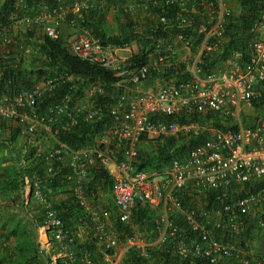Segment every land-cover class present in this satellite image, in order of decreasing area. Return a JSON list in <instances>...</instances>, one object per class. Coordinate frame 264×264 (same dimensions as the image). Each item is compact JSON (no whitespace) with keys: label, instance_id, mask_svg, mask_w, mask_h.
<instances>
[{"label":"built area","instance_id":"obj_1","mask_svg":"<svg viewBox=\"0 0 264 264\" xmlns=\"http://www.w3.org/2000/svg\"><path fill=\"white\" fill-rule=\"evenodd\" d=\"M110 0H14L11 12L12 27L41 26L44 33L57 39L62 35L63 23L73 27L77 19L89 11H102ZM113 7L124 13H133L137 8L152 12L155 7L178 6L179 13L173 23L181 28L196 26V32L204 38L200 56L189 57L185 68L175 57L176 39L192 49L193 41L183 33L168 35L166 41L155 39L157 68L167 77L171 74L185 78L177 83H167L160 90H148L128 94L135 85L150 77L151 62L141 67H132L129 57L117 53V48L105 45L88 29H77L75 36L67 38L64 46L73 56L93 64H100L113 71L120 80L113 87L112 103L106 105L111 124L97 145L76 149L58 136L61 132L75 131L83 123L102 119L104 112L98 104L99 95L105 94L101 83L90 84L84 98L75 97L76 87L52 102L40 114L41 104L55 98L58 88L71 80L66 72L55 74L31 89L13 96L0 98V115L13 120L22 135H34L45 130L54 139V145L44 147L43 140L36 141L40 153H46L50 164L44 171L53 175L52 162H66L70 168L65 178L73 183L71 190L84 215H77L74 224H67L55 201L44 189V178L34 171L24 176V203L32 200L44 214V224L37 229L41 248L50 253L48 264H96L89 248L78 249L79 228L89 226L97 244L104 248L102 264H124L115 256L119 239L110 227L111 211L97 207L85 193L86 181L95 166L107 170L113 179L112 196L118 219L129 224L137 204L150 205L163 210L157 226L158 238L153 246L166 245L171 238H178L176 252L190 260L202 259L205 264H264V256L256 260L247 254H236L230 241L246 224L252 208L264 203V187L255 188L233 202H224L210 209L184 208L180 193L193 184L203 190L224 191L232 185L256 184L264 179V112L254 125L245 122L241 128H228L211 135L192 146L184 158H176L163 172L136 169L134 164L141 138L172 136L197 126L189 116L218 114L231 117L246 104L260 100L263 92L257 84H264V5L260 19L254 24V38L245 56L235 52L225 70L203 72L200 64L207 52L216 51L226 32L231 15L224 0H113ZM154 14V13H153ZM155 15L157 22L167 28V15ZM199 15L212 17L203 20ZM6 30V29H5ZM0 32V41L11 44L14 35ZM150 38L154 39L153 36ZM214 38L213 41H210ZM130 44L125 45L128 48ZM24 53L31 47L21 46ZM151 55L149 57L151 58ZM186 61V60H185ZM184 73L187 74L184 76ZM188 122L182 124L180 119ZM22 164H25L22 162ZM175 212L183 217L175 222ZM87 219V220H86ZM183 225L197 233L198 239L181 232ZM264 229V219L259 220ZM219 234L231 236L224 240ZM47 238V239H46ZM128 247H137L148 259V264H161L151 258L147 246L137 242V236L127 239ZM127 247V248H128Z\"/></svg>","mask_w":264,"mask_h":264},{"label":"trees","instance_id":"obj_2","mask_svg":"<svg viewBox=\"0 0 264 264\" xmlns=\"http://www.w3.org/2000/svg\"><path fill=\"white\" fill-rule=\"evenodd\" d=\"M241 7V12L233 15L228 19L226 32L221 40L218 50L207 52L203 57V63L200 66L203 72H211L218 62L229 61L235 52H240L245 56L250 50V43L254 38L252 28L256 21L260 19L264 0H237ZM236 2V3H237ZM14 0H3L0 2V32L5 29L6 33L16 35L15 30H7L11 25V12L13 11ZM237 5V4H236ZM152 12L155 15L163 13L167 15L170 23L167 28L161 23L156 26L147 27L144 33L139 35L133 23L128 22L124 25L122 31L113 33L107 28L106 12L89 11L87 14L79 17L77 20V29H88L94 36L98 37L105 45L113 44L124 47L127 44L137 42L143 47L151 46L153 49L158 41H166L168 35H177L180 32L193 41L194 46L199 45L203 36L196 32V26L192 28H181L173 23L178 15V6L172 7H155ZM19 32L15 42H12L9 48L14 47L16 50L8 52V57H0V98L3 96H13L20 91L33 88L43 80L52 77L55 74L66 72L72 76L71 80H66L56 91L55 98L47 100L41 104L39 113L42 114L52 102L59 101V98L70 92V86L76 87L75 97L84 98L86 90L90 84L101 83L105 86V94L99 95L98 104L102 106L104 115L102 119L85 124L75 131L61 132L58 134L61 140L67 142L76 149L86 148L97 145L99 136H102L111 124L106 105L113 102L114 85L120 78L111 70L100 64H93L71 55L65 48L64 43L67 38L63 34L53 39L47 36L41 26H27ZM151 36L154 39L150 38ZM21 39V40H20ZM24 40L27 43H22ZM211 38L210 41H213ZM28 45L31 47V58L23 56V52L17 51L20 46ZM147 52L140 49L133 53L129 61L132 67H141L150 63L152 50ZM23 50V48H22ZM19 56H16L17 54ZM15 54V55H14ZM156 70L150 69V76L156 75ZM183 75V74H182ZM181 74L180 78H174L172 83H177L185 78ZM187 74L184 73V76ZM171 83V82H169ZM264 95V94H263ZM254 101L255 105H264V97ZM181 123L188 122L184 118L180 119ZM193 133L180 132L172 136H161L149 138L147 135L141 138L138 153L135 158L136 169L147 171H158L163 173L176 158L186 157L189 149L202 142L207 137L202 136L195 140ZM98 137V138H97ZM53 137L43 129H40L34 135H22L19 126L10 119L0 115V264H48L50 262V253L41 248L38 241L37 229L44 224V214L37 203L30 201L24 203V176L37 171L45 181L44 189L51 195V192L60 194L63 190L69 193H63L62 196L68 195L63 200L55 201V207L67 224H74V218L77 215L86 217L83 208L77 203L73 195V183L65 178L70 168L66 162H52L54 166L53 175L48 176L44 171L45 167L50 164L46 159V153H40L36 147V141L49 140ZM54 140V139H53ZM24 162L25 164H22ZM113 179L107 170L94 167L89 178L86 181L85 193L92 202L97 200L99 193L104 189L112 187ZM234 185L227 190L219 191L214 189L203 190L191 184L180 193L184 208L210 209L224 202H233L237 198L246 195L247 192L255 188L264 187V180L256 184L247 183L241 186ZM192 193V194H191ZM198 200L203 201L202 207L198 206ZM111 211V221L114 222L118 235L115 234L119 242H125L127 239L135 236L136 225L145 221H152L154 225V236L152 240L158 238L157 226L161 222L162 214H156V210L150 205L137 204L132 222L125 224L121 222L115 213V205H109L106 208ZM258 219H264V203L259 207ZM157 215V216H156ZM172 219L176 222H182L183 217L175 212ZM156 219V220H155ZM87 220V219H86ZM133 223V224H132ZM134 225V230L131 228ZM91 230V227L89 226ZM181 232L189 235L193 239H198V235L192 232L191 228L183 225ZM93 236V237H92ZM91 242L87 245L78 243V249L89 248L94 252L98 247L94 234L91 235ZM224 240H232L231 236L219 234ZM178 238H171L166 245L153 246L148 245L147 250L154 260L161 264H205L202 259L183 258L176 252V242ZM103 247V246H102ZM100 248L102 256L104 248ZM102 256L94 258L96 264H102ZM94 257V256H93ZM261 258V257H260ZM124 264H148L140 249L137 247H128L123 257ZM230 264H238L236 259H232Z\"/></svg>","mask_w":264,"mask_h":264},{"label":"crops","instance_id":"obj_3","mask_svg":"<svg viewBox=\"0 0 264 264\" xmlns=\"http://www.w3.org/2000/svg\"><path fill=\"white\" fill-rule=\"evenodd\" d=\"M1 1H3V0H0V2ZM220 1L221 0H219V2ZM224 1L227 3L229 1V3H228L229 8L228 9L232 15L234 13L238 14L241 12L240 11L241 7L238 5L237 0H235V4H234V2H232L233 0H224ZM137 11H140V9L137 8L134 12L138 13ZM110 12L106 15L107 28L109 30L114 29V31H115V29H117V28L111 26L112 25L111 18L116 19V17L118 16V13L112 14ZM122 13H124V12H122ZM132 16L134 18L137 17V15H135V14H133ZM133 17H131V19H129V22L133 23L135 28H136L137 22H136V20L132 19ZM129 18H130V16H129ZM199 18H201L203 20H211V21L213 19L212 17H208L207 15L206 16L199 15ZM227 22H229V21H227ZM125 24L126 23H124V25ZM124 25H123V27H124ZM123 27H122V29H123ZM76 31H77V28H75V27H73V26H71L65 22L63 23L62 34L65 38H70V37L75 36ZM116 32H118V31H116ZM170 37L172 38L173 35ZM135 43H136V46H140V47L144 48L139 43H137V42H135ZM130 44H132V43H130ZM111 45L113 47L117 48V51L121 50L122 53L129 50V48H127V47H125V49H122L123 47L115 46L113 44H111ZM8 46H10V44H7V43H4L3 41H0V57H8L7 56L8 52H12L13 50H16V48H14V47L9 48ZM203 48H204L203 42H200L199 45L193 46L192 49H187L183 45L182 48H180V47L176 48V52L178 54H177V57L176 56L175 57L177 60L182 62V65L185 68V66L188 65L187 62H189V57H191V55L197 56V57L200 56ZM18 50H19V48H18ZM182 50H184L183 55L181 54ZM29 55L30 54H26V53L23 54V56H25L27 58ZM121 56H125V55H121ZM129 56H130V54L128 56H125V57H129ZM150 62H151V64L155 65L154 69L157 71L156 75L150 76L148 79H146V80L142 81L141 83L135 85V88H133L132 90H130L128 87L127 90H128L129 95L135 94L134 92L137 93V92H144V91H148V90L158 91L165 84H167L169 82H171L170 84H172V80L174 78H176V76H174L173 74H171L173 77H171V78L167 77V75H165L161 69L157 68L156 67L158 65L157 59L150 58ZM228 62L229 61H227V60L223 61V62H218L217 65L213 68V70L220 71V70L227 69V67H229ZM257 88H259L263 92L264 91V84L258 83ZM263 97H264V95H263ZM263 112H264V105H255L254 103H251V104L244 105L243 109L240 112L236 113L235 115H233L231 117L221 116L218 114H205V115H200V116L191 115V116H189V120H191V119L194 120L195 122H197L198 125L191 128L188 131H184V133H189V132L191 134L193 133V135L190 137H192L195 140L199 139V137H202V136L209 137L211 135H214V134H216L220 131H223L225 129H228V128H240V127L242 128L244 126L243 124H245V122H248L249 124L254 125L256 123L258 117ZM47 141L48 140H46V142ZM235 186L236 185H234V190H237ZM237 186H241V185H237ZM50 196L54 199V197L52 196V192H51ZM59 196L62 197L61 194ZM58 200H57V198L54 199V201L59 203ZM93 203L101 209H106L109 207V205L114 204L111 187H109L108 189L104 188L99 193V197L97 198V200H95ZM259 211L260 210L258 207L251 209L250 214L245 219L246 224L242 226V229L239 232H237L234 239L232 241H230L231 245L233 246V249L236 251V254H238V253L247 254V255H249V257H251L254 260L264 256V229L259 225V219L257 218L259 215V213H258ZM155 212L159 216L160 212H161V214L163 213V210L161 211V210L155 209ZM109 225H110V227H114L113 226L114 222L111 221ZM136 227H137V230L135 231V235L137 236V242L140 245L148 246V245H151L154 243L155 239L152 240V238L154 236V225H153L152 221L151 222L145 221L143 224L139 223L136 225ZM78 228H79V243L82 245L89 244L91 242L92 237H93V236L91 237L92 231L87 227H84V228L78 227ZM120 245H123V243L121 241L119 242L117 249L119 248ZM127 247L128 246L125 243L122 250H120V251L116 250L115 251V256L117 258L123 259V257L125 256V252L127 250ZM100 248L101 247L98 245V247L94 250V252H93L94 258H100V255L102 256V251ZM0 260H1V256H0Z\"/></svg>","mask_w":264,"mask_h":264},{"label":"rangeland","instance_id":"obj_4","mask_svg":"<svg viewBox=\"0 0 264 264\" xmlns=\"http://www.w3.org/2000/svg\"><path fill=\"white\" fill-rule=\"evenodd\" d=\"M232 2H234V4H235V0H233ZM228 3H229V1H228ZM113 0H110L107 4H106V7H105V12H106V15L110 12V13H118V16L116 17V19H112L111 18V20H112V27H116L117 29H115V31H118V32H120L121 30H122V27H123V25H124V23H128L129 22V19H131V17H133L132 15L133 14H135V15H137V17L136 18H132V19H134V20H136V25H137V27L135 28L136 29V31L139 33V35H141L142 36V34L144 33V30L147 28V27H154V26H156V23H157V18H156V16H155V14H153V13H151V12H146V11H143V10H140V11H137L138 13H136V12H133V13H122V11L120 10V9H118V8H114L113 7ZM129 16H130V18H129ZM27 27V25L26 26H21V27H19V28H16V30H15V33H16V35H14V38H15V40H16V38L18 37V33L19 32H23L22 30L23 29H25ZM111 32L113 33L114 32V29H111ZM21 40V39H20ZM171 41H173L174 43H175V46H176V48L177 47H180V48H182V46H183V44H182V42H180V41H178V40H174V39H172ZM22 43H27V42H25L24 40H22L21 41ZM28 44V43H27ZM28 46V45H27ZM18 48H20V52H24L22 49H21V47L19 46ZM18 48H17V51L19 52V50H18ZM128 48H129V50H127L126 52H124V53H122V51L121 50H119V51H117V53L119 54V55H125V56H128L129 54H133V53H136V52H138L140 49H142V50H144V51H148V50H150L151 49V46H145L144 48H142V47H140V46H136V43L134 42V43H132V44H130V46H128ZM152 51H151V58L152 59H155L156 58V56H155V54H156V51H155V49H151ZM180 50V49H179ZM178 50V51H179ZM32 52V51H31ZM132 52V53H131ZM182 53V55H183V52H184V50H182L181 51ZM33 53V52H32ZM32 53H26V54H30L29 56H28V58H31L30 56H31V54ZM16 54H17V52H16ZM177 52H176V54H175V56L177 57ZM17 56H19L18 54H17ZM263 94H264V91H263ZM193 130V129H192ZM43 142V145H44V147H46V148H49L50 146H52V145H54V140L53 139H49L47 142H46V140H43L42 141ZM46 142V143H45ZM64 192H60V194H63V193H69V191L68 190H63ZM60 194H57V193H53L52 192V196L54 197V199L55 198H57V200L59 199V201L60 200H63V198H67L68 197V195H64V196H62V197H60L59 195ZM198 202V206L199 207H202L203 205H204V202L203 201H200V200H198L197 201ZM133 224V223H132ZM132 227V229L134 230V225H131ZM111 229L113 230V232L115 233V234H117L118 235V230L117 229H115V227H111ZM47 239V238H46ZM123 243V242H122ZM124 244H125V242L123 243V245H120L119 246V248L117 249V250H122V248H123V246H124Z\"/></svg>","mask_w":264,"mask_h":264}]
</instances>
